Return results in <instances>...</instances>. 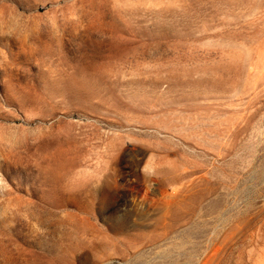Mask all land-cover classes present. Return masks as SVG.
<instances>
[{"label":"rangeland","instance_id":"1","mask_svg":"<svg viewBox=\"0 0 264 264\" xmlns=\"http://www.w3.org/2000/svg\"><path fill=\"white\" fill-rule=\"evenodd\" d=\"M0 264H264V0H0Z\"/></svg>","mask_w":264,"mask_h":264}]
</instances>
